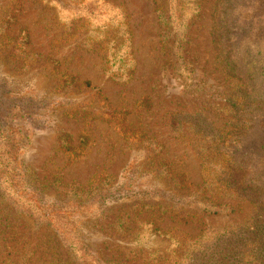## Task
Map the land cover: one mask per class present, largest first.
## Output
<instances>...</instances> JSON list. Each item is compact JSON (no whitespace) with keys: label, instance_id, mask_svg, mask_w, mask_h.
<instances>
[{"label":"rangeland","instance_id":"1","mask_svg":"<svg viewBox=\"0 0 264 264\" xmlns=\"http://www.w3.org/2000/svg\"><path fill=\"white\" fill-rule=\"evenodd\" d=\"M154 1L170 8V0H0V86L25 102L18 156L23 189L49 202L59 200L62 186L73 185L78 193L100 190L110 212L103 220L78 224L87 249L103 263L185 264L187 250L199 238L200 252L210 253L206 248L211 243L224 241L226 232H237L240 225L248 223L249 232L264 227V211L241 198L222 200L233 208L231 214L188 221L165 215L157 221L167 233L162 237L149 235L138 223L150 217L137 211L143 202L173 205L196 190L214 192L218 187V172L207 180L211 186L203 184L206 174L193 135L203 123L195 127L185 117L181 131H187L180 137L171 116L200 115L211 127L204 124L206 132L224 135L233 128L228 100L238 79L228 75L221 55L238 63L244 79L264 72V0L176 3L171 25L189 28L185 57L192 67L190 78L183 75L187 85L171 72L172 52L164 53L160 46L163 27ZM256 86L259 93L244 112L258 107L261 119L263 73ZM61 133L70 136L75 149L61 148ZM254 138L249 134L247 142L254 143ZM226 140L220 143L230 144ZM252 164L238 163L225 174L228 181L244 188L245 174L257 178L264 172L263 159H252ZM4 210L0 264L69 260L52 229L22 211ZM135 210L136 215L130 213ZM124 212L135 216L138 234L126 242L112 228ZM6 218L7 223L1 221Z\"/></svg>","mask_w":264,"mask_h":264},{"label":"trees","instance_id":"2","mask_svg":"<svg viewBox=\"0 0 264 264\" xmlns=\"http://www.w3.org/2000/svg\"><path fill=\"white\" fill-rule=\"evenodd\" d=\"M191 1L195 2V5L199 3V0ZM177 2L178 5H181V0H170V8L168 9L162 3L154 1L158 13L157 17L163 27L160 46L164 53L172 52L175 59L172 66L171 63L169 64L171 72L187 85L183 75H189L190 78V67H192L185 57L189 28L185 24H176L175 27L171 25L172 10L177 9ZM178 18L182 19L181 17ZM24 39L27 37L24 36ZM221 58L222 65L228 75L238 79L235 94L232 96V100H228L235 122L233 128L224 136L217 132L212 133L210 129L206 132L203 125L207 124L209 128L211 127L207 120L200 118L202 117L200 115L192 117L181 112H175L171 116V126L179 133L180 137H183L182 133L187 131V128L181 131V122L185 117H191L190 119L196 123L194 124L195 127L198 123H203L199 126L200 129L193 133L194 137L198 139L199 155L203 171L206 174L203 184L206 185V188L211 186L212 181L207 183V180H211L212 175L218 172L215 175L218 187L214 192L205 189L196 190L190 194L189 198L181 199L173 205H165L160 202H143V204L136 206L139 213L150 216L148 218L143 216L138 222L141 223L143 231H147L149 235L166 236L167 233L159 226L160 222H157L161 221L165 215H168L170 219L188 221L192 218L196 219L200 215L221 216L231 214L233 208L222 201L225 198H241L264 211V188L258 186V184L260 186L264 184V172L257 178H255L257 175L245 174L244 188H239L234 181H228L229 177L225 175L243 160L249 161L248 168L253 167L252 159L264 160V139L257 137L258 134L264 136V115L261 116V119L257 116L258 107L251 112H244L250 108L249 99L259 93L256 80L262 73L264 76V72H255L244 79L238 75L241 73V69L235 60L223 55ZM24 105L25 102L20 101L18 96L10 95L0 86V218L3 217L4 209L15 212L22 211L31 216L36 224L52 229L69 252V260L57 257L54 264H116L113 261L103 263L97 256L89 252L78 224L79 220L90 218L103 220L104 215L110 212L111 208L105 207L103 204L104 200L103 196L99 194L100 190L78 193V189L72 188L73 185L62 186V190L58 192L59 200L49 202L41 195L34 193L35 191L26 192L23 189L24 184L18 156L20 141L24 139V126L20 125V114L22 113L20 107ZM244 115L249 118L239 119V116L244 117ZM249 134L252 137L256 136L254 143L247 142ZM223 137H227L226 141L230 144L220 143ZM59 142L61 148L66 152L75 149L72 146L70 136L65 133L60 134ZM223 161H227V163ZM261 181L262 184H260ZM159 194L162 193L159 192ZM205 194L210 195L206 197ZM5 201H9V204L6 205ZM163 201L167 203V200L164 199ZM133 209L132 207L131 210ZM5 213L8 214V212ZM130 213L136 215L137 212L135 210ZM263 215H257V218H263ZM6 220L7 218L1 221L6 222ZM134 221V215L129 216L128 213L124 212L122 217L118 218L115 224H112V228L118 231L120 240L126 242L132 236L134 237ZM249 227V224L245 223L238 227L237 232L234 230L226 232L224 241L218 243L216 240L215 243H211L206 248V250H212L210 253L200 252L199 247L202 245V241L199 238L190 247L194 249L187 250L186 257H182L185 264H264V227H255L251 232L248 231ZM137 237L138 234H135V238Z\"/></svg>","mask_w":264,"mask_h":264}]
</instances>
